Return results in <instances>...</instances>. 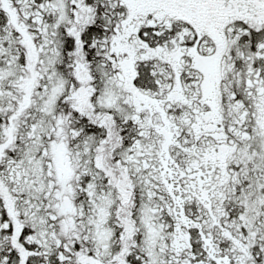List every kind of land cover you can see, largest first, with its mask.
Wrapping results in <instances>:
<instances>
[{
    "label": "snow or ice",
    "instance_id": "obj_1",
    "mask_svg": "<svg viewBox=\"0 0 264 264\" xmlns=\"http://www.w3.org/2000/svg\"><path fill=\"white\" fill-rule=\"evenodd\" d=\"M0 264H264V0H0Z\"/></svg>",
    "mask_w": 264,
    "mask_h": 264
}]
</instances>
